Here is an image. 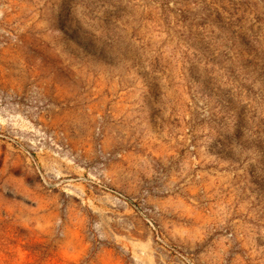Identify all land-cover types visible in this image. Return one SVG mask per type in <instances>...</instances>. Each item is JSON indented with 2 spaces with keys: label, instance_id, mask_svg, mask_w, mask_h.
<instances>
[{
  "label": "rangeland",
  "instance_id": "obj_1",
  "mask_svg": "<svg viewBox=\"0 0 264 264\" xmlns=\"http://www.w3.org/2000/svg\"><path fill=\"white\" fill-rule=\"evenodd\" d=\"M0 264H264V0H0Z\"/></svg>",
  "mask_w": 264,
  "mask_h": 264
}]
</instances>
